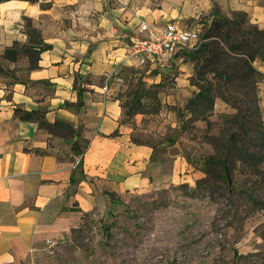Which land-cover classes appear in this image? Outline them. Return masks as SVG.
<instances>
[{
    "label": "crops",
    "instance_id": "obj_1",
    "mask_svg": "<svg viewBox=\"0 0 264 264\" xmlns=\"http://www.w3.org/2000/svg\"><path fill=\"white\" fill-rule=\"evenodd\" d=\"M238 11L264 26V0L0 1V264H20L117 195L180 179L160 114L127 113L134 85L170 70L133 55L132 36H145L141 19L201 29ZM255 64L264 72V60ZM188 74L170 89H184Z\"/></svg>",
    "mask_w": 264,
    "mask_h": 264
},
{
    "label": "rangeland",
    "instance_id": "obj_2",
    "mask_svg": "<svg viewBox=\"0 0 264 264\" xmlns=\"http://www.w3.org/2000/svg\"><path fill=\"white\" fill-rule=\"evenodd\" d=\"M183 61V68L174 62L146 98L147 110L161 115L156 123L162 126V136L174 142L172 151L183 159L180 179L115 196L20 264H264V208H256L246 193L238 192L239 184H245L264 198L263 176L237 171L238 185L231 188L204 171L205 158L215 152L208 135L220 133L224 115L235 112L234 103L241 100L231 93L225 100L214 80L212 112L207 119L192 115L188 101L205 82L190 54ZM181 71L189 73L184 89L171 90ZM261 90L259 83L262 102ZM204 176L207 181H199Z\"/></svg>",
    "mask_w": 264,
    "mask_h": 264
},
{
    "label": "trees",
    "instance_id": "obj_3",
    "mask_svg": "<svg viewBox=\"0 0 264 264\" xmlns=\"http://www.w3.org/2000/svg\"><path fill=\"white\" fill-rule=\"evenodd\" d=\"M200 35L202 40L196 47L178 48L174 59L164 66L171 67L177 56L185 60L191 55L198 76L205 82L188 101L187 107L192 115L207 119L212 112L214 80H217L225 100H230V93L241 100L239 104L234 103L235 112L224 115L220 133L208 135L215 152L209 154L204 162L207 174L212 173L222 178L227 186L236 188L237 171L264 178V112L259 93L264 72L255 64L258 58L264 60V28L250 23L246 13L235 12L232 16H218L204 24ZM9 52L11 49L7 50ZM32 65L37 66L35 60ZM138 82V87L131 92V100L126 103L128 114L148 112L146 98L150 96L151 87L161 83L147 85L143 79ZM16 111L22 118L39 117L36 109L18 107ZM203 179L207 181V176L199 181ZM239 188L238 192L246 193L256 208H264V198L255 190L245 184H239Z\"/></svg>",
    "mask_w": 264,
    "mask_h": 264
},
{
    "label": "built area",
    "instance_id": "obj_4",
    "mask_svg": "<svg viewBox=\"0 0 264 264\" xmlns=\"http://www.w3.org/2000/svg\"><path fill=\"white\" fill-rule=\"evenodd\" d=\"M139 29L145 33L132 36L130 48L133 55L145 52L146 57L151 56L158 65H166L175 57L180 47L193 48L201 42L200 28L189 23L180 25L175 21L161 24L149 19H141ZM82 157L77 159L81 162Z\"/></svg>",
    "mask_w": 264,
    "mask_h": 264
}]
</instances>
